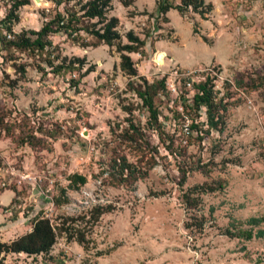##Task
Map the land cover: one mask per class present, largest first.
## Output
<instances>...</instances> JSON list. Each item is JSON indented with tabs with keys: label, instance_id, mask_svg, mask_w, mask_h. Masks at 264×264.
<instances>
[{
	"label": "rangeland",
	"instance_id": "obj_1",
	"mask_svg": "<svg viewBox=\"0 0 264 264\" xmlns=\"http://www.w3.org/2000/svg\"><path fill=\"white\" fill-rule=\"evenodd\" d=\"M13 1L0 0V20ZM85 1L24 0L10 30L0 23L4 40H32L56 12L79 28L41 49L0 42V241L35 216L57 232L46 252L2 264H264V0H203V16L169 9L167 22L157 0H111V45L89 33L100 24ZM127 30L143 40L132 76L117 50ZM204 78L212 127L191 103ZM95 206L106 210L91 223Z\"/></svg>",
	"mask_w": 264,
	"mask_h": 264
},
{
	"label": "trees",
	"instance_id": "obj_2",
	"mask_svg": "<svg viewBox=\"0 0 264 264\" xmlns=\"http://www.w3.org/2000/svg\"><path fill=\"white\" fill-rule=\"evenodd\" d=\"M111 0H86L81 8L83 10L82 16L86 18H95V22L100 24L99 28L90 29V34L94 35L97 39L101 40L106 45H111L115 40H119L120 35L117 32V18L114 16H109L108 18L105 16V12L110 8ZM122 6H127L130 4L131 0H118ZM24 0H14L5 16L0 20V23L4 25L7 30H10V25L12 22L17 20L16 10L20 5H23ZM55 4H59L60 0H54ZM187 8H190L196 14L203 16L206 14L211 6L209 3H204L203 0H179L178 4H171L167 0H157L156 1V12L162 16V20L167 22V18L165 13L169 9H175L180 15ZM78 17L74 14H70L69 17L63 18L59 12H56L54 16L44 22L39 29L30 30V33L34 35V38L31 40L29 37L18 36L15 40H4L0 36V42L2 44H11L15 47H26L29 45H34L36 48H43L45 44H47V40L44 38L47 37L48 34L58 32L62 30L66 33H71L79 30L76 28L73 23L77 22ZM195 32L194 29H192ZM126 42L119 45L117 50L120 52L119 54V68L127 75H135L136 69L133 66V62L131 61L128 53L136 52L143 45V40L138 36L133 34L131 30H127L124 34ZM203 39V38H202ZM80 61V60H78ZM82 63V61H80ZM61 66H57V69ZM91 68L87 67L83 73L90 71ZM209 80L204 78L202 82L197 83L191 95V103L197 106H207L205 108L204 113L206 114V120L209 123V127L215 126L216 118L212 115V106L215 104L212 103V91L210 87H208ZM137 95L142 99L143 104L146 106L149 114L154 117L155 111L152 106L151 99L148 93L145 90L138 91ZM217 108V107H216ZM207 110V112H206ZM216 110V109H215ZM185 132L188 133V125H185ZM70 183L73 184H82L85 181V178L79 174L73 173L68 178ZM210 190V189H209ZM105 207L95 206L89 212L88 218H90L91 223L97 221L99 215L105 211ZM255 221V220H250ZM57 232L55 231L54 226L50 223V221L42 216H35L31 221V228L28 232L18 236L17 238L11 240L8 243H4L0 241V264H2V253L6 252H22L25 254H39L42 252H46L51 245L55 241ZM258 236L264 235V231L260 230L257 232ZM69 237V236H67ZM246 237L249 238L250 234L247 233ZM76 240L78 242L83 241V235L78 234L76 236Z\"/></svg>",
	"mask_w": 264,
	"mask_h": 264
},
{
	"label": "built area",
	"instance_id": "obj_3",
	"mask_svg": "<svg viewBox=\"0 0 264 264\" xmlns=\"http://www.w3.org/2000/svg\"><path fill=\"white\" fill-rule=\"evenodd\" d=\"M189 73L190 72L184 74L185 77L183 76L184 79H185L184 84L186 85L187 88L190 87L191 80L193 79L191 76H189ZM237 97L240 98V99H244L245 98L244 93L242 91H239V94L237 95ZM185 130H186V128H185ZM87 199H88V197H87ZM86 203H87L86 199L82 201V204H86Z\"/></svg>",
	"mask_w": 264,
	"mask_h": 264
},
{
	"label": "crops",
	"instance_id": "obj_4",
	"mask_svg": "<svg viewBox=\"0 0 264 264\" xmlns=\"http://www.w3.org/2000/svg\"><path fill=\"white\" fill-rule=\"evenodd\" d=\"M167 12H168V11H167ZM167 12H166V13H167Z\"/></svg>",
	"mask_w": 264,
	"mask_h": 264
}]
</instances>
